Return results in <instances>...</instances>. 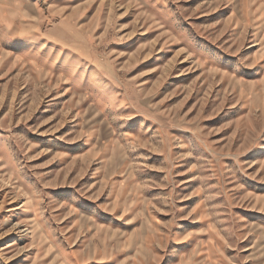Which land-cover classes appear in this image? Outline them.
<instances>
[{
    "label": "rangeland",
    "instance_id": "obj_1",
    "mask_svg": "<svg viewBox=\"0 0 264 264\" xmlns=\"http://www.w3.org/2000/svg\"><path fill=\"white\" fill-rule=\"evenodd\" d=\"M0 264H264V0H0Z\"/></svg>",
    "mask_w": 264,
    "mask_h": 264
}]
</instances>
